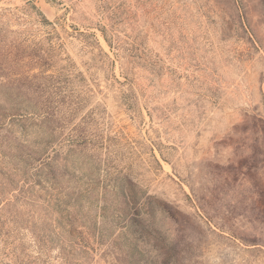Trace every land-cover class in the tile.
Here are the masks:
<instances>
[{
	"label": "rangeland",
	"instance_id": "obj_1",
	"mask_svg": "<svg viewBox=\"0 0 264 264\" xmlns=\"http://www.w3.org/2000/svg\"><path fill=\"white\" fill-rule=\"evenodd\" d=\"M4 94L65 115L48 150L65 176L22 148L44 125L5 118L0 264H264V0H0ZM75 125L97 157L69 152ZM70 171L108 200L83 219L90 248L69 236ZM111 188L173 219L115 216Z\"/></svg>",
	"mask_w": 264,
	"mask_h": 264
},
{
	"label": "trees",
	"instance_id": "obj_2",
	"mask_svg": "<svg viewBox=\"0 0 264 264\" xmlns=\"http://www.w3.org/2000/svg\"><path fill=\"white\" fill-rule=\"evenodd\" d=\"M104 38L109 47L112 48L111 42L106 38L105 35ZM99 52L103 56V60L101 61V68L106 69V64L108 68H111L110 75L106 74V78L111 79L118 84H121L114 73L113 62L110 61L108 55L104 53L101 48H99ZM4 95L5 96H3V100H0V132H3L5 134L15 133V131L13 132V129H11L12 125L5 122V118L14 119L16 117H21V119L23 118L25 122L28 120H36L38 124L44 125L47 137L40 148L37 145H33L31 147L26 144H23L24 146H22V148H25L26 152H29L26 154H28L29 157H33V160L38 163V165L40 166L39 171H46L45 177H47V180L45 181H50V183L52 182L55 185V183H58L60 179L63 180L65 176L64 174H56L57 158H55V156H52L50 153L48 154V150L53 143V135L55 131H59V129L61 128L58 122L64 121L65 115L61 114L59 112V109L52 107L49 103L41 104L37 107L29 106L31 108H21L20 102H14L16 101V94L15 98H13V102H10L8 98L9 96H13L12 94ZM42 125H39L40 128H42ZM34 126H37V124ZM89 131L91 130H87L85 125L83 127L82 125H75L73 129H71V134L69 135L68 139L69 142L66 145L70 153L86 154L87 152L89 154L91 152V154H89L90 158L98 156V154L102 151V144H100L101 142H99V144H95V136L92 137L93 135ZM21 135L22 137H25L24 131L21 133ZM156 163H158L157 160ZM158 166H160L159 163ZM70 174L71 175L68 176L71 181H68H70L69 183L71 184L70 186H67V215L68 225L70 228L69 236L71 239L77 238L78 242L75 243L76 246H79L83 249L90 248L92 244L89 241L91 238H93L92 236L94 235L92 234V236H89L90 233L88 232L87 226L83 221L87 218L94 219L95 228V219L98 216L96 207L98 206L99 202L106 204L108 203V200L106 201L104 198L102 199L99 197L101 188H98V186L93 184L91 180L90 182L87 178H85V175H75L74 171H70ZM107 193L111 197L110 202L111 200H113L111 202V206L113 207V214H116L115 216L128 211V213L130 212V214L132 215L131 217L133 219L141 218L146 221H152L155 216L156 210L163 214L170 215L169 211L166 208L167 205L165 206L162 203L151 202L139 205L140 203H137V201L133 200L131 196L125 194L123 188H111L107 191ZM176 213H178V211L174 212V214ZM169 218L173 219L171 215L169 216ZM135 227L136 224L134 221H132L129 223L127 229L131 231L135 229ZM184 244L185 250H193L192 244Z\"/></svg>",
	"mask_w": 264,
	"mask_h": 264
}]
</instances>
